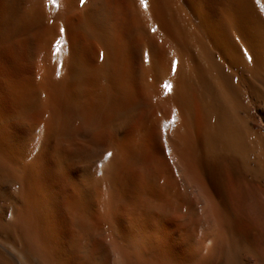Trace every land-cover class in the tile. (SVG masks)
<instances>
[{
  "label": "rangeland",
  "instance_id": "1",
  "mask_svg": "<svg viewBox=\"0 0 264 264\" xmlns=\"http://www.w3.org/2000/svg\"><path fill=\"white\" fill-rule=\"evenodd\" d=\"M257 10L246 18L255 19V25L244 21L226 39L216 43L210 35L209 42L212 54L241 89L242 125L252 137L264 140V95L251 86L246 61L250 54L264 68V39L259 37L264 14ZM128 11L126 0H96L87 10L88 47L95 62L88 65L82 81L74 72L68 75L72 93L62 118L54 119L45 110L50 94L38 85V74L32 75L37 84L30 107L0 102V159L4 160L0 161V241H16L7 222L14 214L20 216L32 199L40 235L56 232L60 222L67 228L64 237L51 243L46 264H153L149 262L150 240L175 264H196L217 227L211 202L175 151L173 127L186 112H179L168 98L174 78L173 49L150 26L134 23ZM194 16L199 22L200 15ZM149 48L156 60L154 69L144 65ZM3 82L0 96L11 95L10 81ZM198 151L202 159L201 148ZM104 161L115 163L113 180L106 177ZM237 171L245 174L243 169ZM154 181L168 189L169 205H146L145 190ZM252 181L245 195L253 205L263 198L264 177ZM69 191L78 194L87 214L104 207L116 210L117 215L100 227L79 232L64 207ZM251 258L244 256V263L250 264Z\"/></svg>",
  "mask_w": 264,
  "mask_h": 264
},
{
  "label": "bare ground",
  "instance_id": "2",
  "mask_svg": "<svg viewBox=\"0 0 264 264\" xmlns=\"http://www.w3.org/2000/svg\"><path fill=\"white\" fill-rule=\"evenodd\" d=\"M95 1L0 0V92L4 88L3 79L10 81L9 87L12 88L11 95L1 94V103L9 100L8 103L18 102L19 107H30L35 99L34 87L37 84L32 75L38 74V85L47 88L50 94L45 110L54 119L64 116L72 93L67 82L68 75L74 72L76 78L82 81L88 65L95 62L88 47L85 26L89 17L87 10ZM126 2L129 4L128 15L131 20L150 26L163 43L164 40L169 41L174 52V78L171 79L168 98L179 112H186L183 121L173 127L177 147L175 151L184 160L187 172L194 176L197 187L211 202L212 217L216 222L214 226L218 227L217 231H211L214 234L205 244L206 254L197 257L196 264H245L244 256L252 257L250 264H264V192L261 202L253 205L245 195V189L252 186V178L264 177V140L263 136L261 139L252 137L242 125L238 112L242 101L241 89L212 54L209 42L210 35L211 41L218 43L229 36L232 30L237 31L254 10L258 9L264 14V0ZM197 13L200 15L199 22L194 16ZM92 15L96 17L95 12ZM254 18H258L256 14ZM101 20L104 23L105 17L101 16ZM254 20L248 23L253 24ZM61 27L65 29L64 33L59 32ZM260 33L258 36L264 39V27ZM57 40L60 44L56 47ZM151 51L148 63L144 65L154 69L157 65ZM246 61L251 86L264 95V68L260 63H255L250 54ZM117 104L114 105L117 107ZM198 148L203 153L202 159L198 156ZM0 161L3 162V158ZM114 164L101 162L106 177L111 179ZM239 169H243L245 174H238ZM247 176H251V179H247ZM167 190L165 186H157L155 181L149 182L145 190L146 205L151 208L169 205L172 198ZM67 195L64 207L79 232L100 227L105 221L114 220L117 215L116 210L104 207L87 214L76 192L69 191ZM103 197L100 196L99 201H103ZM33 203L30 199L22 214L18 217L14 214L11 221L7 222V227L15 231L16 241H0V264H46L51 258V243L66 235L67 228L61 222L55 225L56 232L40 235L41 224L38 229ZM100 204L103 205L102 202ZM150 241V244L147 243L151 245L150 263L175 264L173 257L165 254L167 258H164V254L162 256L156 250V244Z\"/></svg>",
  "mask_w": 264,
  "mask_h": 264
},
{
  "label": "snow or ice",
  "instance_id": "3",
  "mask_svg": "<svg viewBox=\"0 0 264 264\" xmlns=\"http://www.w3.org/2000/svg\"><path fill=\"white\" fill-rule=\"evenodd\" d=\"M257 2H259V0H257ZM81 3H83V0H81ZM141 3L143 4V3H144V0H141ZM64 31H65V29H64L63 27H61V28L59 29V32H60V33H64ZM59 44H60V41L57 40V42H56V47L59 46ZM245 55H247L246 52H245ZM101 56H102V54H101Z\"/></svg>",
  "mask_w": 264,
  "mask_h": 264
}]
</instances>
